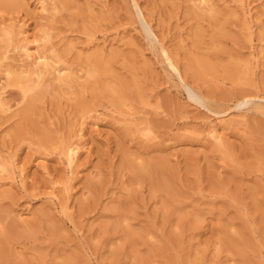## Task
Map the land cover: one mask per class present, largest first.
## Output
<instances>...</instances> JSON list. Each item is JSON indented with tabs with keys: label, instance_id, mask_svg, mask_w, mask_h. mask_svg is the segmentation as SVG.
<instances>
[{
	"label": "rangeland",
	"instance_id": "1",
	"mask_svg": "<svg viewBox=\"0 0 264 264\" xmlns=\"http://www.w3.org/2000/svg\"><path fill=\"white\" fill-rule=\"evenodd\" d=\"M15 1H0V26L22 30L0 38V264H264V0ZM19 43L70 88L23 97L5 72L29 65Z\"/></svg>",
	"mask_w": 264,
	"mask_h": 264
},
{
	"label": "bare ground",
	"instance_id": "2",
	"mask_svg": "<svg viewBox=\"0 0 264 264\" xmlns=\"http://www.w3.org/2000/svg\"><path fill=\"white\" fill-rule=\"evenodd\" d=\"M1 1V0H0ZM7 1H9V0H3V2L1 3L3 6L4 5H6L8 2ZM22 1L23 0H16L14 3L15 4H20L21 5V3H22ZM37 1V2H36ZM192 1V0H191ZM18 2V3H17ZM21 2V3H20ZM25 2L26 1H23V3H24V5H25ZM35 2L39 5H36V6H38V7H41V8H39V9H44L45 8V10L47 11V8H46V6H44L45 4H44V2L43 1H41V0H35ZM194 2H195V0H194ZM202 2L203 3H205V0H199V2H197V4H196V6L197 7H200V6H203V4H202ZM254 2V1H253ZM12 3V2H11ZM10 3V4H11ZM34 3V2H33ZM207 3H208V1H207ZM0 4V5H1ZM194 4V3H193ZM2 5H1V7H2ZM9 5V4H8ZM10 6V5H9ZM17 6V5H16ZM33 6H35V5H33ZM194 6H195V4H194ZM206 6V5H205ZM205 6H203L204 8H205ZM208 6V5H207ZM210 6V5H209ZM212 6V5H211ZM28 7V5L26 4V8ZM37 7V8H38ZM51 7V6H50ZM23 8V7H22ZM35 8V7H34ZM33 8V9H34ZM52 8H54V7H52ZM201 9H199V11H196L197 12V14L198 15H203V11L204 10H202V7H200ZM210 8V7H209ZM207 9V8H206ZM214 9V8H213ZM212 9V10H213ZM216 9V8H215ZM53 10V9H52ZM55 10V9H54ZM201 10V11H200ZM211 10V9H210ZM40 11V10H39ZM215 11V10H214ZM213 11V12H214ZM41 12H42V10H41ZM207 11L205 10V13H206ZM209 12V11H208ZM212 12V11H211ZM47 13H48V11H47ZM215 13V12H214ZM210 15H211V13H210ZM214 16V15H213ZM142 19V18H141ZM144 21V24L146 23L145 22V20H143L142 19V22ZM1 24H4V23H1ZM0 24V25H1ZM3 26V25H2ZM2 26H0L1 28H0V38L1 39H3V40H6L7 41V43L9 44V47H10V45H12V41L14 40V38L13 37H16V39H17V42H18V35L21 33V31H20V33H17V32H15V34H14V36H13V34H12V27L11 26H9V25H7V27L5 28V29H3V27ZM249 27V26H248ZM20 28V27H19ZM18 29V28H17ZM21 29V28H20ZM19 30V29H18ZM24 30V29H23ZM250 30V29H249ZM15 30H13V32H14ZM25 31V30H24ZM150 32H151V30H150ZM17 33V34H16ZM22 34V33H21ZM20 34V35H21ZM25 33H23V35H24ZM27 35V34H26ZM25 35V36H26ZM153 35V34H152ZM27 37V36H26ZM23 38V37H22ZM22 38H20V39H22ZM28 38V37H27ZM15 39V40H16ZM3 40H1V41H3ZM24 40V39H23ZM27 39H25V43L27 42L26 41ZM36 41V40H35ZM35 41H31L32 43L33 42H35ZM38 41V40H37ZM23 42V41H22ZM30 42V41H29ZM29 42H27V43H29ZM5 43V42H4ZM7 43L6 44H3V46L5 45V46H7L8 47V45H7ZM15 43V42H14ZM25 43H22V44H20V45H15V46H13V50L10 48V50H12V51H15L14 50V48H22L23 50L22 51H24L25 52V58H27V59H29L28 60V64L29 65H27L28 67H25V68H21L22 66H20L19 64L17 65V66H20V70H19V72L17 73V74H12L13 73V70H12V68L9 66V68L7 67V69H6V75L7 76H9L10 74L12 75H10L11 76V78L10 77H7V80L8 79H10V83H12V86H13V84L14 85H16L17 87H19L20 89H21V93H22V96L23 97H26V96H28L29 97V99H35L37 96H36V93H35V91L34 90H36L37 88H40L41 87V85H43L44 83H46L47 81H51V82H48V83H53V82H55V87L54 88H58V89H61V88H63V87H68L69 86V88H70V86L72 85V83L74 82V78H72V76L71 75H69V73L67 74V73H65V67H62V66H57L56 65V60L57 59H55L53 56H51V55H48V54H46L45 52H41L40 50V52H37L38 50V46H36L37 48H35L37 51H36V54H33L35 51H33L32 52V50H28V48H27V45L25 44ZM37 43V42H36ZM16 44V43H15ZM30 44V43H29ZM37 45H39V42H38V44ZM2 46V45H1ZM6 47V49H9V48H7ZM40 47V46H39ZM5 49V50H6ZM40 49V48H39ZM9 50V52H11ZM21 50V49H20ZM33 50H34V47H33ZM7 51V50H6ZM17 52V51H16ZM18 52H20V51H18ZM4 53H5V55H3V56H6L7 55V53L8 52H5L4 51ZM22 54V53H21ZM0 55H2L1 53H0ZM15 55H17V54H15ZM3 56H1V57H3ZM253 56V55H252ZM0 57V58H1ZM9 57V56H8ZM12 57V56H11ZM15 57V56H14ZM6 59H9V58H7V57H5ZM169 58V57H168ZM4 59V58H3ZM17 59V58H16ZM21 59L23 60L24 58H22V56H21ZM27 59H25V60H27ZM2 60V59H1ZM5 60V59H4ZM24 60V61H25ZM21 60H19V62H20ZM1 62V61H0ZM171 62V61H170ZM169 62V63H170ZM57 63H58V61H57ZM23 64V63H22ZM27 64V63H26ZM59 64V63H58ZM171 64V63H170ZM24 65V64H23ZM97 66V65H96ZM3 67V66H2ZM6 68V67H5ZM14 68V67H13ZM17 68V67H16ZM15 68V69H16ZM175 68H176V66H175ZM17 70H18V68H17ZM68 71V70H67ZM69 72V71H68ZM14 73H15V71H14ZM77 78V77H76ZM75 78V79H76ZM76 81V80H75ZM9 84V83H8ZM49 84V85H50ZM54 85H52V86H54ZM44 86V85H43ZM47 88V87H46ZM53 88V89H54ZM42 90V89H41ZM37 91V90H36ZM68 91V90H67ZM101 91V90H100ZM2 92V91H1ZM32 92H34V93H32L33 94V96H31V93ZM58 93V92H57ZM2 94V93H1ZM0 94V95H1ZM30 94V95H29ZM38 95H39V93H38ZM188 95H189V97L190 98H193V96L191 95V93H190V91L188 90ZM27 97V98H28ZM31 97V98H30ZM3 101V100H2ZM32 101V100H31ZM4 102V101H3ZM202 102V101H201ZM5 103V102H4ZM4 103H2L1 101H0V110L1 111H5V110H7L8 111V109H9V105H7V106H5V104ZM7 103V102H6ZM33 103V102H32ZM8 104V103H7ZM6 111V112H7ZM10 112V111H9ZM135 113V112H134ZM10 114V113H9ZM126 114V113H125ZM110 116H112V115H110ZM216 121V120H215ZM216 124V123H215ZM224 125V124H223ZM217 126V125H216ZM215 126V127H216ZM94 127V126H93ZM216 129H218L217 127H216ZM216 129H214V126H213V129L211 128V131H208L209 133H211V136L213 137V139H216V140H218V139H220V136H221V134H220V136H219V134H217L218 133V131H216ZM226 129V128H225ZM81 130V129H80ZM210 130V129H209ZM79 131V130H78ZM207 132V131H206ZM77 136H82V135H77ZM84 137V136H83ZM222 137V136H221ZM75 138H76V136H75ZM78 138V137H77ZM224 140V139H223ZM221 141H222V139H221ZM84 143V142H83ZM218 143H220V140L218 141ZM79 143H76V142H74V143H63V146H62V153L64 154V158H65V162H66V165L69 167V168H71V166L73 165V163H75V159L77 158V154H78V151L80 150V147L82 146V145H78ZM85 144V143H84ZM80 146V147H79ZM84 146V145H83ZM217 146H218V144H217ZM82 148V147H81ZM90 148V147H89ZM85 149H86V147H85ZM90 151V150H89ZM42 159V158H41ZM38 161V160H37ZM42 161V160H41ZM39 162V161H38ZM44 161H42V163H43ZM39 164H40V162H39ZM10 166V165H9ZM39 166V165H38ZM23 167V166H22ZM44 167V166H43ZM74 167V169L76 168L75 166H72V168ZM10 168V167H9ZM45 168V167H44ZM3 169V168H2ZM73 169V170H74ZM77 169V168H76ZM76 169L74 170V171H76ZM21 170V169H20ZM45 170L47 171V168H45ZM71 170V169H70ZM2 171V170H1ZM18 171H19V169H18ZM23 171V170H22ZM22 171H21V173H22ZM45 171V172H46ZM73 171V172H74ZM48 172V171H47ZM71 173H72V171H71ZM48 174V173H47ZM73 174V173H72ZM75 174V173H74ZM46 175V174H45ZM55 182V181H54ZM53 182V183H54ZM23 186V185H22ZM3 192V191H2ZM3 195V194H2ZM63 211V210H62Z\"/></svg>",
	"mask_w": 264,
	"mask_h": 264
}]
</instances>
